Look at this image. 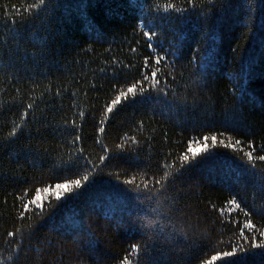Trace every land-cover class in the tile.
Wrapping results in <instances>:
<instances>
[{
  "label": "trees",
  "instance_id": "1",
  "mask_svg": "<svg viewBox=\"0 0 264 264\" xmlns=\"http://www.w3.org/2000/svg\"><path fill=\"white\" fill-rule=\"evenodd\" d=\"M168 3L189 10L164 12ZM194 3L0 0L4 264H264V0ZM145 30L157 33L155 53ZM157 55L160 83L145 81L143 94L137 85L106 113L151 77ZM37 195L39 215L23 208Z\"/></svg>",
  "mask_w": 264,
  "mask_h": 264
},
{
  "label": "snow or ice",
  "instance_id": "2",
  "mask_svg": "<svg viewBox=\"0 0 264 264\" xmlns=\"http://www.w3.org/2000/svg\"><path fill=\"white\" fill-rule=\"evenodd\" d=\"M209 2H212V0H209ZM45 3H46V0H39V5L42 6V5H45ZM188 4H189L190 8H192V9L195 8L194 0H188ZM34 7H37V5H34ZM171 9H175V5L172 4V3H168L164 7V12H168ZM175 10L177 12H180L183 15L184 13L188 12L189 9L185 8V9H175ZM141 27L143 28V27H146V26L142 23L141 24ZM143 35L147 39V46H148V48L151 49L153 51V53H155L156 52V48L159 47L158 41H154V37L157 35L156 31L155 30H145L144 33H143ZM133 51H135V49H133ZM161 61H166V57L163 56V55H157L155 57V59H154V64L152 66L154 70H152V72H151V77H149V75L147 74V72L144 71L142 73V75H143V79L142 80L136 81L134 84H132V86H130V87L127 88V91L126 92L125 91H121L119 93V95H117L116 98L114 100H112L110 104H108L106 106V113H112L113 112V107L115 105H117V104H120L122 98L127 99L129 93L135 94L136 91H137V85H140L139 92H140V94H143L147 90L146 87H144V82L145 81H149L151 79L152 86L153 87H155L156 84H159L160 81L159 80H156L155 78L157 76V73L160 71V69L159 68H156L155 65H159L161 63ZM149 67L150 66H149V63H148V58L145 57L144 69L147 70ZM32 107H33L32 103L27 104V106L24 109V112H23V114L21 116V119H26L27 114H28V111L30 109H32ZM79 116L82 119L84 117V112L81 111L79 113ZM105 123H106L105 120L100 121V127L98 128V132L101 133V134L105 131V128H104V124ZM72 124H73L74 128H79V125L76 124V121L75 120L72 121ZM19 127H20V125H17L16 128H13L11 130V134H10L11 137H15V135H16L17 130L19 129ZM141 127H142V124H141ZM80 139H81L80 135L79 134H76L75 137H74V139H73V141H72L73 145L74 146L77 145L79 143ZM127 139H131L133 144L137 143L136 140H135V137H128ZM127 139L124 140L125 143H127ZM207 139H208V137L205 136L204 137V140L207 141ZM211 139H212L213 144H215L217 142L216 135H213L211 137ZM220 143H223V141L221 140ZM236 144H241V141L237 140L236 141ZM227 146L228 147H232V145H227ZM249 146L251 147V142H249ZM206 148H207V144L206 143L203 145L202 148H193L191 146V144H190L189 147H188V152H191L193 155H195L196 153H198L200 151H203ZM77 151L78 152H82L83 150L78 148ZM104 151L107 152L108 151L107 148H105ZM248 156H249V159L251 160L252 159V153L249 152ZM100 159H101V162H103L106 159V156H102ZM181 159L183 161H187L189 159V157H188V155H183L181 157ZM257 159L260 160V161H264V155H260L259 157H257ZM167 166L168 165H164V167H167ZM254 167H255V165H253V168ZM167 176H168V173L165 172L164 173V178H167ZM84 179L87 180L88 177L85 176ZM156 183L159 184L160 183V180H157ZM71 184H75L76 186H80L81 181L79 179H76V180H73V181H70V182L58 183V184L55 185V188L57 190L63 189L64 191L67 192V191H70ZM145 187L147 188V181L145 182ZM44 191L47 192L48 191V188H45ZM60 196H61V193L60 192H57V199H59ZM37 200H39V196L38 195L35 197V199H32V200L28 201L27 203H25L23 205L24 210L25 211H28L29 210V204H33V205H36V207L37 208H40V210H41V212L40 213H37V214L38 215L41 214L43 212V206L40 205V204H36V201ZM230 203L231 204H234L236 206V208H239L242 212H244V215L245 216H248L249 217V220L245 224L244 227L249 228V229L255 228V225H253L251 223V219H250L251 214L249 212H245L244 209L240 208V203H238L235 198H233L230 201ZM23 217H24V212H21L19 218L22 219ZM17 231H19V230H17ZM15 235H16L15 232H9L8 233V236L9 237H13ZM240 235L244 238L245 241H247L248 238L246 236H244V228H241ZM259 236L261 237V241L259 243L255 244V246L256 247L264 248V231H259ZM255 239H256V237H255V235H253L252 241L255 242ZM240 247H242V245ZM138 248H139L138 245H132L129 255H131L133 253H136L138 251ZM14 251L18 253L19 252V246H17L14 249ZM225 255L232 256V255H234V253H225ZM11 259H12V257H9V260L10 261H11ZM212 259L215 260L216 257H213ZM0 264H4V261L3 260H0ZM122 264H132V261L128 259V256H125L124 259H123V261H122ZM209 264H211V262H209Z\"/></svg>",
  "mask_w": 264,
  "mask_h": 264
}]
</instances>
